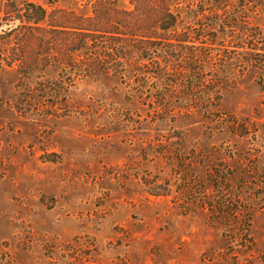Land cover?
Segmentation results:
<instances>
[{
	"label": "rangeland",
	"instance_id": "rangeland-1",
	"mask_svg": "<svg viewBox=\"0 0 264 264\" xmlns=\"http://www.w3.org/2000/svg\"><path fill=\"white\" fill-rule=\"evenodd\" d=\"M256 5L0 0V264H264V81L248 67L222 90L215 69L264 45L221 23L264 27ZM109 31L144 47L122 78L93 72ZM154 62L152 93L183 97L163 119L130 76Z\"/></svg>",
	"mask_w": 264,
	"mask_h": 264
},
{
	"label": "trees",
	"instance_id": "trees-1",
	"mask_svg": "<svg viewBox=\"0 0 264 264\" xmlns=\"http://www.w3.org/2000/svg\"><path fill=\"white\" fill-rule=\"evenodd\" d=\"M241 1H249V2H253L256 3L258 2L259 5H256V10H259L260 12L264 11V0H241ZM28 7V13L30 12V14H34L36 15V17H31L34 21L33 23H35L37 21V19H42L45 15V10L42 9L41 7H39L38 5L34 4V3H29L27 5ZM243 12V11H242ZM264 13V12H263ZM33 16V15H32ZM217 16V15H215ZM233 17V18H232ZM232 22L229 20L221 21L222 25H227L228 28L234 27V28H238V25L243 23L245 24V27H241L242 29L247 28V25L249 26L248 28H252L253 32H255L257 35H261L262 32L264 31V27H259L257 26H253V25H249L248 21H246V17L241 15L240 13L237 15H232ZM176 16L173 14H168L166 17V26H173L174 23L176 22ZM230 18V17H229ZM246 18V19H245ZM241 20V22H240ZM133 26H135L137 23H132ZM232 24V25H229ZM240 27V26H239ZM241 29V30H242ZM95 30V29H94ZM263 30V31H262ZM97 31V30H95ZM94 31V32H95ZM233 32V31H232ZM245 34V31L243 30V32ZM94 34V33H92ZM118 32L115 31H109L108 33V39L106 40V44L103 48H105L106 50H110V56H108V54L104 53V57H110V63L106 60H102L100 61V63H94V67L93 68V72H97V74H99L98 72H102V74H111V75H116L119 76L120 78H122V74L127 71L126 67L127 66H131V63H128L124 60V49H125V45L128 44L129 46H133L136 47L138 50H143L139 41H131V36L127 35L124 33V35L120 34L118 35ZM89 36V32H83L81 35V42H82V48L83 49H87L86 44L85 43V38ZM80 42V41H79ZM80 44V43H79ZM241 48V47H240ZM87 51V50H86ZM204 54L206 56L209 55V53L206 51L204 52ZM222 58L220 59L221 62L217 63L215 65V69L219 70L221 76L218 79V81L220 82L219 84H221L220 86H222V90H228L230 91L231 88H233L232 86L228 87V83L234 84L235 79L237 76L242 75L243 73H245V71H247L248 67H258L261 70V74L259 75L260 79H263L264 81V45H261V47H259V45L257 44H252V46L250 47H246L245 49L241 48L240 50L237 51H227V50H223L222 51ZM142 56V55H141ZM100 57V55H99ZM114 58H118V61H116V59ZM219 60V61H220ZM116 61V62H115ZM115 62V63H113ZM139 73L140 74H135L134 71V67L135 65L133 64V68H132V72L130 76L133 77V81L134 82H139V86L142 87V89H140L139 93L142 94L143 90H146L147 93H145V99L143 98V101L141 102L140 100H138V102H141V104H143V106L146 104V106L148 108H152V114H156V116L160 119H163V116L161 115H165L164 113H168L169 109H170V102L173 98L174 102H181V98H183L181 95H178V98L172 94H167V93H163L162 91L157 92V93H152L153 88L151 86H147L149 84L150 81H155V80H150L148 77L149 76H153L156 77V75L161 76L163 74V72L165 73V71L168 70V65L165 64L163 66L161 65H156V63L154 62L153 65H139ZM146 68V69H145ZM148 68H154V70H149ZM53 69V68H52ZM148 69V70H147ZM215 69H211L210 72L215 73ZM99 76V75H98ZM71 77H68V79H70ZM259 79V80H260ZM71 80V79H70ZM69 80V81H70ZM173 81V80H172ZM222 82V83H221ZM260 84V82L258 83ZM72 85L69 84V86L65 89L67 90L70 86ZM172 86V85H171ZM260 86L263 88V86L260 84ZM61 87V86H60ZM152 88V89H151ZM133 96H136V94H134ZM66 97L64 96L63 98V102L66 101L65 99ZM171 98V99H170ZM148 99V100H146ZM137 100V99H136ZM209 105L208 103H206V106ZM150 111V110H149ZM153 195H157V193H152Z\"/></svg>",
	"mask_w": 264,
	"mask_h": 264
}]
</instances>
